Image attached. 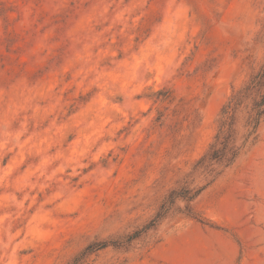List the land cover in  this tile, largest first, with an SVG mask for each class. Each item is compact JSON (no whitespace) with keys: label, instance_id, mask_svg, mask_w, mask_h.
<instances>
[{"label":"rangeland","instance_id":"rangeland-1","mask_svg":"<svg viewBox=\"0 0 264 264\" xmlns=\"http://www.w3.org/2000/svg\"><path fill=\"white\" fill-rule=\"evenodd\" d=\"M262 67L264 0H0V264H264L250 101L235 162L152 222Z\"/></svg>","mask_w":264,"mask_h":264},{"label":"trees","instance_id":"trees-1","mask_svg":"<svg viewBox=\"0 0 264 264\" xmlns=\"http://www.w3.org/2000/svg\"><path fill=\"white\" fill-rule=\"evenodd\" d=\"M244 101H250L249 107V120L251 130L248 135H254L256 128L264 116V67L257 73L251 75L248 82L234 95H232L226 104L222 107L220 112L221 126L214 136L212 143L209 145L208 150L196 161L193 166L192 174L202 171L208 176H212L209 183L200 187L195 192L186 186H180L177 189H172L163 204L160 206L154 220L157 222L163 219L168 211L172 208L176 200H183L186 202L185 209L188 214H192L190 204L200 194V192L210 183H212L217 176L224 170L229 168L237 159L241 147L236 143L234 120L235 115ZM230 120L228 123L227 120ZM150 224L147 229H150ZM154 225V224H153ZM135 236L129 238L132 239ZM104 243L98 244L99 249L104 248ZM87 248L84 252L89 253L91 250ZM98 249V248H97ZM87 251V252H86Z\"/></svg>","mask_w":264,"mask_h":264}]
</instances>
